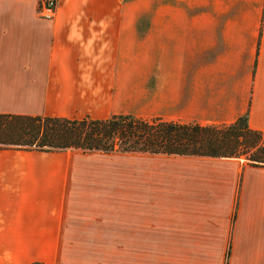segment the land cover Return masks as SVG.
<instances>
[{
  "label": "crops",
  "instance_id": "crops-1",
  "mask_svg": "<svg viewBox=\"0 0 264 264\" xmlns=\"http://www.w3.org/2000/svg\"><path fill=\"white\" fill-rule=\"evenodd\" d=\"M40 2L0 0V113L202 125L248 113L264 132V0H58L53 19ZM67 151L0 148V264H84L74 238L110 234L117 264H264V166L139 157L109 219L81 180L101 168Z\"/></svg>",
  "mask_w": 264,
  "mask_h": 264
},
{
  "label": "trees",
  "instance_id": "trees-1",
  "mask_svg": "<svg viewBox=\"0 0 264 264\" xmlns=\"http://www.w3.org/2000/svg\"><path fill=\"white\" fill-rule=\"evenodd\" d=\"M0 148L236 158L246 155L244 165L264 166V132L250 127L248 113L225 125L133 114L70 119L0 113Z\"/></svg>",
  "mask_w": 264,
  "mask_h": 264
},
{
  "label": "rangeland",
  "instance_id": "rangeland-1",
  "mask_svg": "<svg viewBox=\"0 0 264 264\" xmlns=\"http://www.w3.org/2000/svg\"><path fill=\"white\" fill-rule=\"evenodd\" d=\"M68 164L75 165H95L99 166V172L86 173L82 175V181L87 182L84 188H88L91 195L89 206H95L100 203L103 211L102 215L109 219H115L117 216V189L122 187L119 183H124L125 194L131 190L132 170L134 164L140 165V158H149L156 168L165 164H172L171 155H155L149 153H132V152H104V151H83L80 149H70L67 151ZM246 164L247 156L241 157ZM64 161V160H63ZM143 164V163H142ZM121 175V176H120ZM123 180H119V178ZM102 193L97 198L96 192ZM131 206H126V214H131ZM115 232V231H114ZM127 240V238H125ZM77 245V254L79 261L84 264H117V237L110 235L93 236V237H76L74 238Z\"/></svg>",
  "mask_w": 264,
  "mask_h": 264
},
{
  "label": "built area",
  "instance_id": "built-area-1",
  "mask_svg": "<svg viewBox=\"0 0 264 264\" xmlns=\"http://www.w3.org/2000/svg\"><path fill=\"white\" fill-rule=\"evenodd\" d=\"M58 0H41L38 12L41 17L53 19L57 12Z\"/></svg>",
  "mask_w": 264,
  "mask_h": 264
}]
</instances>
